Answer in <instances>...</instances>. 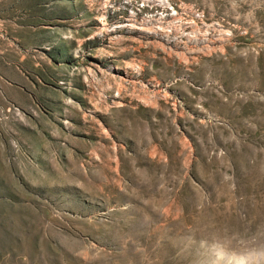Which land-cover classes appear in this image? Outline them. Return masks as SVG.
<instances>
[{"label": "rangeland", "instance_id": "1", "mask_svg": "<svg viewBox=\"0 0 264 264\" xmlns=\"http://www.w3.org/2000/svg\"><path fill=\"white\" fill-rule=\"evenodd\" d=\"M0 264H264V0H0Z\"/></svg>", "mask_w": 264, "mask_h": 264}]
</instances>
